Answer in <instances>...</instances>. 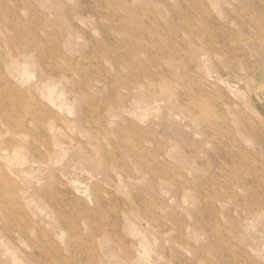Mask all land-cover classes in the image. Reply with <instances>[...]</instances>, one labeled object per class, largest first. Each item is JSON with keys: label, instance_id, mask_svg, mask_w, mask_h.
Wrapping results in <instances>:
<instances>
[{"label": "rangeland", "instance_id": "1", "mask_svg": "<svg viewBox=\"0 0 264 264\" xmlns=\"http://www.w3.org/2000/svg\"><path fill=\"white\" fill-rule=\"evenodd\" d=\"M0 174V264H264V0H0Z\"/></svg>", "mask_w": 264, "mask_h": 264}, {"label": "bare ground", "instance_id": "2", "mask_svg": "<svg viewBox=\"0 0 264 264\" xmlns=\"http://www.w3.org/2000/svg\"><path fill=\"white\" fill-rule=\"evenodd\" d=\"M9 130V129H8ZM33 160H35V158H33ZM5 161V160H4ZM33 162V161H32ZM36 163V162H35ZM40 164V163H39ZM5 167V166H4ZM6 168V167H5ZM5 170V169H4ZM3 170V171H4ZM1 173H3V172H1ZM1 175V174H0ZM0 179H1V177H0ZM6 180V179H5ZM2 181V180H1ZM1 184V183H0ZM1 187H2V185H1ZM2 191V190H1ZM8 195H9V193H7ZM18 194V193H17ZM11 195H13V194H11ZM16 195V194H15ZM25 195V194H24ZM27 195V194H26ZM14 196V195H13ZM5 197V196H4ZM10 197V196H9ZM26 197V196H25ZM14 198V197H13ZM15 199V198H14ZM21 200V199H20ZM1 208H2V206H0ZM3 214V213H2ZM4 216V215H3ZM2 218V217H1ZM7 220V219H6ZM2 222H4V220H2ZM9 222H10V220H9ZM6 223V222H5ZM1 231H2V229H1ZM6 231V230H5ZM4 236V235H3ZM10 237V236H9ZM25 238V237H24ZM3 239V238H2ZM13 239V238H12ZM6 240V239H5ZM26 240V239H25ZM1 241V240H0ZM7 243H9V242H7ZM34 243V242H33ZM2 244H4V242L2 243ZM35 246V245H34ZM2 249V248H1ZM27 255V254H26ZM30 257V256H29Z\"/></svg>", "mask_w": 264, "mask_h": 264}]
</instances>
